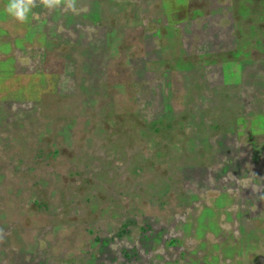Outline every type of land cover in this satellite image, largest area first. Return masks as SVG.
<instances>
[{"label":"rangeland","instance_id":"1","mask_svg":"<svg viewBox=\"0 0 264 264\" xmlns=\"http://www.w3.org/2000/svg\"><path fill=\"white\" fill-rule=\"evenodd\" d=\"M80 2L0 0V264H264V0Z\"/></svg>","mask_w":264,"mask_h":264},{"label":"clouds","instance_id":"2","mask_svg":"<svg viewBox=\"0 0 264 264\" xmlns=\"http://www.w3.org/2000/svg\"><path fill=\"white\" fill-rule=\"evenodd\" d=\"M36 8L47 13L78 14L83 10V5L80 0H6L3 11L15 22L25 24L30 17H37L38 14L33 11Z\"/></svg>","mask_w":264,"mask_h":264},{"label":"trees","instance_id":"3","mask_svg":"<svg viewBox=\"0 0 264 264\" xmlns=\"http://www.w3.org/2000/svg\"><path fill=\"white\" fill-rule=\"evenodd\" d=\"M151 229H152L151 227H149L148 229L145 226L142 227L141 229L142 236L146 237V235H149L151 232L154 231ZM123 237L124 236H122L121 233L119 235H116V237H112L113 240L111 241L118 242V240H121ZM125 241L127 240H124L123 243H125L126 247H128L127 250L123 253H120V255H118L119 259L113 260V264H149L148 263L149 260L147 259V256H150V254L153 253V251H151L153 248L143 247L140 239L137 240L136 244H132L130 241L128 242ZM104 244L107 243L104 241ZM99 264H103V263L100 262Z\"/></svg>","mask_w":264,"mask_h":264}]
</instances>
